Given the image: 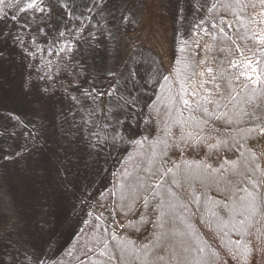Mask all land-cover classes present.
Returning <instances> with one entry per match:
<instances>
[{"label": "trees", "instance_id": "1", "mask_svg": "<svg viewBox=\"0 0 264 264\" xmlns=\"http://www.w3.org/2000/svg\"><path fill=\"white\" fill-rule=\"evenodd\" d=\"M179 5L165 2L171 30ZM3 7L7 25L29 34L40 55L33 69L51 84L75 76L86 95L99 87L93 105L110 115L133 65L113 3L9 0ZM207 19L209 31L186 23L172 31L179 41L172 67L152 70L145 82L153 130L138 166L111 175L105 192L112 220L94 235L95 251L75 264H190L188 256L195 264H264V0H215ZM0 67L5 75L14 69L3 49ZM16 88L0 81V255L29 245V200L12 191L5 172L16 154L30 153L25 147L38 123ZM177 175L184 183L176 197L194 205L176 217L165 201H173ZM182 225L193 239L178 248L171 229Z\"/></svg>", "mask_w": 264, "mask_h": 264}, {"label": "rangeland", "instance_id": "2", "mask_svg": "<svg viewBox=\"0 0 264 264\" xmlns=\"http://www.w3.org/2000/svg\"><path fill=\"white\" fill-rule=\"evenodd\" d=\"M8 1L0 0V9ZM109 1L118 17V29L129 36L126 46L132 48L133 65L123 77L125 85L118 88V96L113 94L117 100L108 116L93 105L99 87L86 95L83 87L78 89L81 83L75 76H60L53 84L48 78L46 82L33 69L40 55L29 34L9 27L0 11V51L3 49L14 66L11 75H5L0 67V81L29 97L38 123L25 147L30 153L26 158L24 150L16 154L9 161L11 170L5 172L12 191L29 200V245L25 251L5 247L0 255L2 264H75L95 251L94 235L107 229L112 220L105 192L110 177L138 166L143 143L153 130L145 105L149 101L145 82L152 70L170 69L179 42L173 35L171 39L172 31L182 30L183 23L192 31H209L207 10L215 0H172L180 3L173 30L165 12L167 0ZM82 38L87 36L83 33ZM26 76H30L28 87L24 85ZM22 143L18 145L22 147ZM174 178L169 191L173 201H165V207L176 217L186 216V206L194 204L176 197L184 182L179 175ZM254 201L257 206L262 204L258 198ZM182 226V230L171 229L174 235L170 237L178 248L187 238L193 239L190 230ZM186 259L194 262L189 256ZM203 262L206 264L205 258Z\"/></svg>", "mask_w": 264, "mask_h": 264}, {"label": "bare ground", "instance_id": "3", "mask_svg": "<svg viewBox=\"0 0 264 264\" xmlns=\"http://www.w3.org/2000/svg\"><path fill=\"white\" fill-rule=\"evenodd\" d=\"M193 260H194V262H193L192 264H195V263H196V262H195V261H196V259H193Z\"/></svg>", "mask_w": 264, "mask_h": 264}, {"label": "snow or ice", "instance_id": "4", "mask_svg": "<svg viewBox=\"0 0 264 264\" xmlns=\"http://www.w3.org/2000/svg\"><path fill=\"white\" fill-rule=\"evenodd\" d=\"M100 95H103V93H100Z\"/></svg>", "mask_w": 264, "mask_h": 264}]
</instances>
